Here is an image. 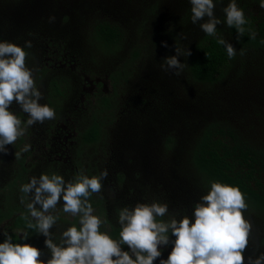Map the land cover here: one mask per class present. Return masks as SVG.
Returning a JSON list of instances; mask_svg holds the SVG:
<instances>
[{
    "label": "rangeland",
    "instance_id": "1",
    "mask_svg": "<svg viewBox=\"0 0 264 264\" xmlns=\"http://www.w3.org/2000/svg\"><path fill=\"white\" fill-rule=\"evenodd\" d=\"M226 1L213 0L215 4L214 15L218 19L221 18L217 16V14H221V8V11H223L228 6ZM148 3L150 2L147 0H0V35L2 36L0 41L14 42L23 47L26 52V67L32 73L38 67L40 57L38 59L32 58L31 47L34 49L33 51L38 52L41 56L40 52L45 43L44 37H52L51 27L46 20L48 18L46 13L49 17H58L63 13H67L71 27L64 38L68 41L71 39V42L74 36L79 37L80 34H82V39L87 38L88 32H90L97 19H108L121 26L124 38L119 49L115 50L110 59L102 58L99 62L100 55L96 56L98 52H96V55L92 54L95 56L91 57L94 59V66L98 65V71H104L106 65L109 72L115 68L121 69L124 60L128 58L133 47H145L142 50L147 52L148 55H144V58L136 60L135 63L136 78L138 80L135 77L134 79L129 77L119 85L120 93L125 99L121 101L120 107L113 111L112 123H107V120H109L107 110L99 116L101 120H104V124L101 125L102 132L99 143L84 148L80 156L69 158V162L65 158V149L58 156H54L55 158L51 156V160L48 159L43 162H40L39 159L36 160L32 155H29V158L27 157L30 174L26 184L29 183L32 177L39 178L41 174L48 171L62 176L67 183L73 181L80 173L91 178L92 176L99 177L106 170L107 177L101 181V192L93 193V195H99L107 199L106 211L109 223L120 228L121 226L118 223L119 212L124 207L131 209L140 201V203L147 204L159 202L153 194L159 196L162 204H167L170 210H174L175 207L183 208L182 218L188 216L194 222V206L201 201V197L207 194L208 190L199 185L188 160L186 161L184 150L189 147L190 140L183 136L181 131H176V134L183 136V139H180V137L172 148L164 146V137L167 131H174L181 127L182 125H179L180 120H191V127L196 133L200 130V125H204L208 121H218L232 129L236 136L244 142L258 148H264V50L251 49L244 52L241 57H237L235 67H232L235 75H229L219 87L216 85H200L198 91L200 94L198 93L197 96L202 98L200 100L195 98L188 100V97L192 96L190 90L194 86L186 83L185 76L176 80V77L183 75V71L176 75L174 69L165 71L161 67L164 58L175 55V51L171 49L170 53H160V50L151 46L150 39H153V35L157 30V19L152 13L145 14L143 12L141 4L146 6ZM137 7L142 10L140 15L136 13ZM206 20L207 17H205ZM203 22H197L198 26L200 27ZM29 27L34 28L33 32L28 36L23 35L22 31L25 28L29 29ZM188 28L191 29L190 26ZM195 29L197 28L194 27L191 31ZM175 32L179 38L184 37L185 30L182 27L176 28ZM52 38H55V36L53 35ZM31 39H36V44L28 49L25 42H31ZM72 46L73 51H75L73 42ZM234 48L237 53L238 47L234 46ZM149 54H152L155 59ZM80 56H82L81 52L78 57ZM178 59L183 63L181 56ZM46 60L55 61L53 55ZM71 63L73 65L67 63V66H56V62H52V66L48 67L49 70L46 74L48 73L47 75H50V78L59 76L68 81V85H70L68 91L70 93L67 95L65 102H70L67 104L68 106L74 104V107L77 108L80 107L81 103L75 99L79 96L77 92H79V86L81 85L71 72L77 64ZM151 65H153V68L148 71L147 69ZM94 66H90L85 62L83 69H91ZM98 81L103 82L105 89L108 88L107 75L98 78ZM134 82L135 84L132 85ZM174 83L175 88L172 87ZM140 85L144 89H141ZM170 88L171 93H166L165 91ZM87 95L85 93L86 97ZM46 97L49 96L46 94ZM92 98L93 96L85 98L87 101H82L85 102L84 106L87 111H81L80 118L87 119L95 111ZM134 98L139 101V108L142 109L143 107L149 116H132L131 99L135 101ZM149 98L154 100V105L148 102ZM180 98H182V106L178 103ZM217 98H219L218 101ZM58 106V110L51 107L56 115L54 119L47 121L51 122L58 119L67 123L66 115H62L64 102H61ZM153 107L156 109L155 112H151ZM166 118L169 119L163 121ZM77 121L79 122L78 126L73 128L72 124H67V129L60 133L62 144L66 140V143L70 145V142L76 138H74L73 131L81 130L88 120L85 123L81 122L82 120ZM162 122L168 123L167 130L162 128ZM67 132H70L71 135ZM47 141L49 143L48 138ZM6 148V153L0 152V186L5 184L13 174L8 169L9 163L7 164L8 159L10 162L12 157L10 149L13 148V145H6ZM29 148L28 146V150ZM81 150L82 148L80 152ZM71 153L73 154L72 151ZM40 157L42 158V156ZM76 161L80 162L78 172L74 171ZM117 174L122 175L124 181L121 180L117 183ZM137 180L148 186V190L141 195L140 199L136 196L129 199L118 196L116 193H112L111 188L108 187L109 185L117 186L113 191H117L122 187L123 189L120 191H124L126 188L123 186L125 182H135ZM131 184H129V187ZM163 192L172 195L173 200L170 201L168 197L164 196ZM8 196L10 203L25 205L24 200L23 203L21 202L22 197L19 188H13L10 194L3 195L0 198L1 201H4ZM31 196L32 194L25 193L26 203L31 202ZM172 206H174L173 209ZM36 207L39 210L41 206L37 205ZM62 207L63 199L61 197L60 202L53 211H60ZM243 215L251 225L248 247L243 253L245 264H248L249 256L256 257L264 254V243L259 242L261 236L264 237V215L246 209L243 210ZM73 218L71 213L64 212L59 215L56 224L50 229V238L54 243L60 244L62 232L71 226ZM45 240L46 237L43 234L36 232L24 238V243L37 247L41 251L40 259L46 262L51 258V252L46 247ZM158 247L161 257H158L155 261L160 264L161 258L165 260L168 258L172 247L169 243ZM122 250L125 251L123 248Z\"/></svg>",
    "mask_w": 264,
    "mask_h": 264
},
{
    "label": "trees",
    "instance_id": "2",
    "mask_svg": "<svg viewBox=\"0 0 264 264\" xmlns=\"http://www.w3.org/2000/svg\"><path fill=\"white\" fill-rule=\"evenodd\" d=\"M147 1L150 3L146 4V6L141 4L143 12L145 14L152 13L157 19L156 36L153 35V39H150L151 46L160 50V53L169 52L171 49L175 51V48L181 49L182 52L189 49L191 52L189 56L181 55L183 64H185L186 67L183 70V75L176 77V80H179L185 76L184 79L186 83H189L190 86H194V88L190 90L192 96L188 97V100L194 98L200 100V98H202L197 96L200 85H216L219 87L229 75H235L232 67H235L237 57H241L244 52H248L251 49L264 50V8H259L261 0H235L237 6L243 10L246 19V24L243 26L245 32L239 39H237L238 33L235 27L227 26L226 15L224 11H221L222 8L220 10L221 14H217L218 17H221L219 18L221 23L216 26V35L209 36L201 30L198 23H192V6L190 0ZM230 2H232V0L226 1L227 4ZM141 8H136V13L139 15L142 12ZM46 16L48 17L46 19L47 23L51 27V36L53 37L54 35L55 38L44 37L45 43L43 44L41 52L39 51L41 56L38 52L33 51L34 49L31 47L33 53L32 58L38 59L40 57L38 59V67L34 69L35 71L32 73V76L36 88L42 93V98L39 102L41 104H47L49 107H54V109L57 108V110L59 109L58 105L64 102L62 115H66L65 118L68 120L67 123L58 119L51 122L45 120L43 123L37 122L29 126L26 123L29 116L27 113L23 112L21 106L15 101L9 106V110L21 120V127L25 129V133L17 139L15 144H12L13 148L10 149L12 157L10 162L8 159L7 164L9 163L8 169L13 174L5 184L0 186V198L5 194H10L13 188H19L20 190L22 185L26 184L30 174L29 162L27 160L29 155L43 162L44 160H51V156H58V154L65 149V158L69 162V158L80 156L84 148L99 143L102 132L101 125L104 124V120H101L99 116L107 110V116L109 118L107 123H112V119L114 118L113 111H116V109L120 107L121 101L125 99L120 93L119 85L129 77L130 79L137 77V72L135 70L136 60H140L142 57L144 58V55H148L147 52L142 50L145 47H133L129 52L128 58L124 60L121 69L115 68L109 72L108 66L106 65L104 71H98V65L94 66V59L92 57H95L94 55H96V52H98L96 56L100 55L99 62L102 58L107 60L112 57L115 50L119 49L124 38V32L121 26L108 19L95 20L90 32H88L87 38L85 37V39H82V34H80L81 36L79 37H73L72 42L75 50L73 51L71 39L68 41V39L64 38L67 36L68 30L71 27L69 25L70 22H68L67 13L55 17V21L51 23L49 22V15L47 13ZM188 26H190L191 29H189ZM179 27L185 30L183 38H179L175 32L176 28ZM194 27L197 29L191 31ZM33 29V27H29V29L25 28L24 31H22L23 35H30ZM251 33L256 34L255 39L250 38ZM1 37L0 35V39H2ZM218 38H223L227 43H231L233 46L238 47L235 57H228L226 46L218 43ZM162 42H166L167 47H164ZM35 44L36 39H31V46ZM90 49H92V51H90ZM80 52L82 56L78 57ZM52 55L55 61L46 60ZM150 55L152 54H149V56ZM52 62H56V66H67V63L71 65V62L77 64L76 67H71V72L81 85L79 86V92H77L79 96L75 99L76 101H80V107L75 108L74 104L68 106L67 104L70 102H65L67 95L70 93L68 91L70 85H68L66 79L59 76L50 78V75H47L48 73L46 74L49 70L48 67L52 66ZM85 62L94 67L86 70L83 69ZM152 68L153 65L147 70L150 71ZM103 75H107L109 81L107 89L103 87V82L98 81V78ZM136 79L138 80V78ZM134 84L135 82L132 85ZM172 87L175 88V83ZM141 89H144L143 86H141ZM165 92L171 93V88ZM85 93L86 95L88 94L87 97ZM46 94L49 97H46ZM91 96H93L92 102H94L93 106L95 111L89 115L87 119H82L79 115L80 112H83V110L87 111V108L84 106L85 102L82 101H87L85 98ZM134 100L135 101L131 99V105L133 106V111L131 112L132 116H149L148 113L144 111L143 107V110L139 108V101L135 98ZM218 100L219 98H217V101ZM148 102L154 105V100L152 98H149ZM181 102L182 98H180V100L178 99V103L182 106ZM155 111L156 109L153 107L151 112ZM167 119L169 118L163 121ZM77 120H82L81 122L83 123H85L86 120L88 121L81 130L73 131L74 138H76L70 142V145L66 143V140L62 144L60 133L67 129V124H72L73 128L78 126L79 122ZM161 124L162 128L167 130L166 127L169 126L168 123L162 122ZM180 124L182 126L178 127V129L167 131L164 137V146L172 148L175 145V142L181 137L179 134H176V131H181L182 135L190 140L189 147L184 151L186 153V161L188 160L192 172L198 179L199 185L208 191L210 190L211 183L214 181L238 187L244 195L247 204L246 210L264 215V148H258L244 142L236 136L232 129L218 121H208L204 125H200V130L197 133L191 127V120H180L179 125ZM70 132L67 133L71 135ZM183 136L180 139H183ZM71 138L73 137L71 136ZM24 144L30 147L29 150L22 151L25 146ZM81 148L82 150L80 152ZM46 152L48 153L46 154ZM16 153H19L18 157L15 155ZM40 156H42V158ZM79 164V161L74 163L75 172H78L77 169ZM45 174L51 176L55 173L48 171ZM116 179L117 183H119L123 180V177L117 174ZM130 183L132 184L129 187ZM123 186L124 188L126 187L124 191H120L123 189L121 186L117 191H113L117 186L109 185L108 187L111 188L110 190L112 193L114 192L116 195L127 199L132 196H136L140 199L141 195L148 190V186L139 180L135 182L127 181ZM20 194L25 201V205L23 206L10 203L9 196L4 201L0 199V243H3L9 236L13 243H24V233L30 235L37 232V229L34 227L36 221L31 217L27 209L28 203H26L25 200V193L20 191ZM163 194L168 197L170 201L173 200L172 195H168L167 192H163ZM153 196L159 201L158 203H162L159 196L155 194H153ZM106 202L107 199L99 195L96 196L92 194L89 197V203H91L93 207V214L103 221L100 226L101 231L106 232L111 238L119 242L121 228L109 223ZM173 207L174 206L171 208L173 209ZM168 210L169 212L167 215L164 217H157V220L167 222L173 217H177L176 219L180 220L183 216V208L180 209L179 207H175L174 210ZM63 213V207L60 211L50 210V214L54 215L56 219ZM73 217L71 225H75L79 228V215ZM29 223L33 225L32 228L28 227ZM5 232L7 236H5ZM168 237L169 244L173 247L175 236L172 235L171 230H169ZM263 239L264 237L262 236L259 239V242L262 244L264 243ZM121 247L129 252L132 258L135 259V255L131 252L128 245L121 244ZM157 263L158 262L154 260L153 264Z\"/></svg>",
    "mask_w": 264,
    "mask_h": 264
},
{
    "label": "clouds",
    "instance_id": "3",
    "mask_svg": "<svg viewBox=\"0 0 264 264\" xmlns=\"http://www.w3.org/2000/svg\"><path fill=\"white\" fill-rule=\"evenodd\" d=\"M190 3L192 23L204 21L200 24L201 30L215 36L216 26L221 21L214 15L213 0H190ZM260 7L264 8V0H261ZM223 11L227 26L235 27L239 39L245 32L243 10L232 0ZM54 21V16L49 17L50 23ZM255 35L251 33L250 38L255 39ZM218 43L226 46L229 58L235 57L236 50L231 43L223 38H218ZM25 44L31 47L30 41ZM162 45L167 47L166 42ZM175 53L165 57L161 67L165 71L174 69L179 75L186 65L178 57L189 56L191 52L175 48ZM41 98L42 93L36 88L32 72L26 67L24 48L14 42L0 41V152L6 153V145L15 144L25 133L21 120L9 110L14 101L28 114L26 123L29 126L55 118L54 109L41 104ZM27 150L28 145H25L22 151ZM15 155L18 157L19 153ZM106 177V170L99 177L91 178L80 173L66 183L60 175L41 174L22 185L21 192L32 194L27 209L36 221L37 232L46 237L45 244L51 258L45 262L40 259L41 251L37 247L29 243H13L9 236L0 243V264H153L161 256L158 246L169 243V230L175 240L168 258L161 259L160 264H245L243 253L248 247L251 225L244 218L243 210L247 204L238 187L212 182L210 190L194 206V222L188 216L180 220L173 217L167 222L158 221L157 217L168 213V205L158 202H138L131 209L124 207L119 212L121 230L118 242L100 230L103 221L93 214L89 203L93 193L101 192V181ZM61 197L63 211L79 215L80 227H67L58 245L50 238V229L56 224V217L50 214V210L56 208ZM37 205L41 206L39 210ZM28 227L33 225L29 223ZM23 236L26 238L28 234ZM121 244L129 246L135 259L122 250ZM248 264H264V254L249 256Z\"/></svg>",
    "mask_w": 264,
    "mask_h": 264
}]
</instances>
